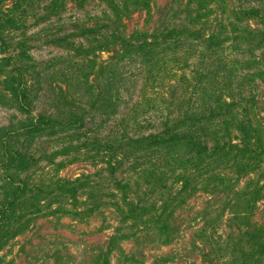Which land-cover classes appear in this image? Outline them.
I'll return each instance as SVG.
<instances>
[{
	"label": "trees",
	"instance_id": "1",
	"mask_svg": "<svg viewBox=\"0 0 264 264\" xmlns=\"http://www.w3.org/2000/svg\"><path fill=\"white\" fill-rule=\"evenodd\" d=\"M31 1L13 0L8 9L0 3V47L25 40L5 35V24L11 30L14 22L4 14L28 7ZM122 1L110 3L101 20L48 39L72 55L25 65H16L9 57L11 69L6 74L0 71V109L9 112L8 122L0 125V173L6 191L0 224L12 208L33 198L34 191L41 195L47 189L31 176L52 156L36 145L42 136L62 145L88 146L94 151L90 158L99 164L96 173L123 194L124 205L134 212L141 204L127 196L133 184L144 183L153 199L181 180L180 194L190 185L193 174L186 167L191 164L202 176L197 188L214 195L229 185L237 187L252 170H264V128L256 112L264 109V0H167L153 30L130 34L125 31V14L119 11ZM145 3L134 0L133 6ZM78 22L69 24L76 27ZM64 24L58 20L53 30ZM78 38L87 44L74 43ZM89 38L100 45L94 47ZM98 51L111 53L100 66L78 61V55ZM189 58L196 59L191 63L195 74L191 84L187 75L179 76L181 81L176 75L190 67ZM143 84L151 93L134 102ZM45 101L60 106L39 110ZM229 158L248 159L237 167L236 178L213 172L212 165L219 162L233 170ZM140 160L136 179H118L126 163ZM92 174L73 180L55 177L48 185L75 198L89 186ZM201 217L207 220L208 214L202 210ZM227 222L233 224V218ZM230 226L245 238L243 263L235 255L231 261H219L211 247L204 246L193 264H264V227L252 225L240 231ZM164 228L169 230V225ZM190 244L199 248L194 240Z\"/></svg>",
	"mask_w": 264,
	"mask_h": 264
},
{
	"label": "rangeland",
	"instance_id": "2",
	"mask_svg": "<svg viewBox=\"0 0 264 264\" xmlns=\"http://www.w3.org/2000/svg\"><path fill=\"white\" fill-rule=\"evenodd\" d=\"M12 1L0 0V3L8 9ZM115 1L118 0H32L28 7L20 6L5 13L14 22L11 30L5 24V35L14 39L23 36L25 40L21 38L0 47V71L6 74L11 69L9 57L16 65H25L51 61L71 53L50 44L48 39L56 33L76 31L86 23L101 20L103 11ZM142 1L146 3L140 8L133 6L134 0L122 1L119 11L121 15L125 14L122 18L126 34L153 30L157 26L159 10L167 0H152L149 11L148 0ZM127 11L129 14L126 15ZM60 19L67 26L53 30ZM74 21H79L75 24L77 28L69 24ZM171 22L178 23L179 20L172 19ZM89 39L94 47L101 43ZM75 42L87 44L83 38L74 39ZM110 56L111 53L98 51L77 58L80 63L91 61L100 66ZM191 63H196V59L189 58L190 67L176 73L178 79L187 75L190 84L195 76ZM148 93L151 92H148L147 84L137 92L134 102L148 99ZM189 96L190 90L186 93V97ZM44 103L39 110L51 111L60 106L56 102ZM261 111L256 112L262 121L260 127L264 128V109ZM8 116L6 109H0V125L8 122ZM261 138L264 141V129ZM36 141L42 152L52 156L31 171L32 181L47 189L41 195H35L34 191V197L25 200L30 202L16 205L10 210L7 221L0 224V264H193L200 260L204 246L211 247L219 261H227L235 255L243 263L245 257L241 258V252H246L245 238L230 225L240 231L252 225L264 227V170H252L237 187L229 185L228 189L214 195L197 188L202 176L190 168L196 164H191L186 167L193 174L190 185L180 194L177 192L183 185L181 180L173 184V189L163 190L159 198L153 199L148 196V187L144 183L133 184L127 196L141 204V209L134 212L124 205L123 194L103 175L96 173L99 164L90 158L94 151H88V146L62 145L56 138L45 136ZM247 162V158H229V167L233 170H226L225 166L218 165L219 162L212 165L213 172L236 178L239 164ZM141 165V160L126 163L118 173V179H136V169ZM90 172L93 174L90 183L87 182L89 186L80 189L75 198L48 185L55 177L73 180ZM1 176L0 173V204L6 195ZM33 202L35 206H32ZM202 210L208 214L207 220L201 217ZM232 210L237 214L233 215ZM230 218L234 222L229 225L227 220ZM168 225L169 230L164 228ZM198 235H201L200 239ZM191 240L199 245L198 249L190 244Z\"/></svg>",
	"mask_w": 264,
	"mask_h": 264
}]
</instances>
